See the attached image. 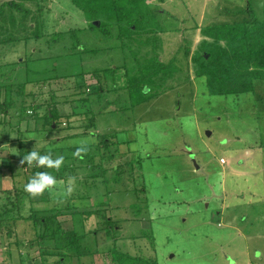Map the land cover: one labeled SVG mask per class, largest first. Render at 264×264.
<instances>
[{
    "label": "rangeland",
    "instance_id": "rangeland-1",
    "mask_svg": "<svg viewBox=\"0 0 264 264\" xmlns=\"http://www.w3.org/2000/svg\"><path fill=\"white\" fill-rule=\"evenodd\" d=\"M157 1L164 3L154 1L152 7L168 31L162 32L160 59H173L179 71L170 73L166 91L126 109L98 113L92 96L96 81L87 73L118 64L120 54L115 41L90 28L70 0H40L43 36L0 47V62L33 58L0 66L5 70L0 76V176L8 174L5 182L0 177V204L10 207L6 191L26 181L35 166L22 165L21 149L37 151L54 141L61 147L92 148L106 138L113 141L107 154L114 155L102 159L94 149L80 160L68 154L63 165L81 167L69 171L79 179H69L65 186L60 181L51 199L37 201L35 195L37 200L23 209L25 215L28 210L48 214L51 207L63 210V197L74 196L70 208L92 211L89 218L70 214V208L55 210L66 230L74 224L84 233L79 253L65 251L64 259L44 255L41 261L35 226L13 213L7 223L0 221V264H117L116 250L157 264H264V79L239 93L241 86L233 78L224 88L239 94L218 93L205 85L206 78L196 77L197 65L185 56L180 36L197 24L263 19L264 0ZM36 4L28 6L35 11ZM71 28L77 29L79 48L89 51L67 54L73 39L66 31ZM177 29L180 34L173 31ZM60 30L65 33L53 44V33ZM193 30L190 53L202 42ZM219 43L226 47L228 40ZM221 63L228 65L229 56ZM239 72L242 80L248 78L245 69ZM116 94H108L116 102L106 110L130 104L126 94L123 101ZM53 102L64 115L57 128L48 130L43 117ZM90 111L95 126L88 127ZM104 215L112 227L104 224Z\"/></svg>",
    "mask_w": 264,
    "mask_h": 264
},
{
    "label": "trees",
    "instance_id": "trees-1",
    "mask_svg": "<svg viewBox=\"0 0 264 264\" xmlns=\"http://www.w3.org/2000/svg\"><path fill=\"white\" fill-rule=\"evenodd\" d=\"M30 1L37 3L35 11L29 8L28 3ZM39 1L7 0L0 2V47L7 45L17 46L18 42L24 45L30 39L43 36L42 26L44 22L42 21V13L44 4L39 3ZM70 1L84 13V16L89 21L90 28L98 29L105 37L115 41L114 46L117 47L120 54L121 60L118 64H111L103 69H94L87 73L96 81L92 96L96 98L99 107L98 113L126 109L137 102L149 100L151 97L168 89L166 82L168 78H172L170 73L175 75V72L177 73L179 70L174 65L173 59H170L167 63L160 59L163 48V35L166 34L164 32L168 31L161 26L162 23L157 18L156 9L150 3L146 0ZM196 28L197 25L188 32L181 34L179 33V29L173 31L180 34L184 54L185 56H192L191 61L197 65L196 77L206 78L204 81L205 85L213 89L216 88L218 93H238L234 89L224 88L235 78L234 84H237L239 87L241 86V92L239 93H244L253 89V82L255 80L264 79V18H244L240 22L202 26L198 32L200 41L202 42L196 52L190 53L192 44L190 38H193V29L196 30ZM76 30L71 28L66 31L73 39L70 50L68 52L66 51L67 54L89 51L84 47L79 48L80 43H78V39L74 33ZM63 33L65 31L62 30L53 33V38L51 39L53 44L58 42L59 35L62 37ZM186 33L187 36L185 35ZM223 40H228L226 47L219 43V41L223 42ZM237 41L240 42V45L236 44ZM232 44H235V47H232ZM76 47L77 51L74 52L72 49ZM179 48H181V45ZM57 56L55 54L52 58L55 59ZM227 56H229V64H222L221 60ZM28 60H33V58L25 57L17 61L0 62V66H13L27 62ZM240 68L246 70L247 75H249L248 78L242 80L243 74L239 72ZM232 70H236L237 72L231 73ZM3 72H5L4 68L0 67V76L5 74ZM223 72L228 74L222 76ZM85 75L86 73L80 78H84ZM84 82L86 83L85 78ZM88 90L91 91L89 87ZM110 92L117 93L118 101L120 99L123 101L122 96L126 94L130 99V104H122L121 106L106 110L107 105L116 102V99L114 101L108 99ZM56 106L57 104H54V102L49 104L44 114V120L50 125L48 130L57 128V120L64 115L61 111L62 109ZM90 114L91 117L89 118L90 122L88 127L90 125L95 126V115H93L92 111H90ZM101 140L103 141L101 142ZM101 140L92 148L87 146L61 147L57 146L54 141L53 145L55 144V146L52 144H50V147H48L49 145L42 146L37 151L41 155L49 152L50 156L52 154V159L58 156H63L65 159L69 156L68 154H71L73 157L75 156L83 160L86 157V151L92 153L94 149L96 152L97 150L100 151L99 154L102 159L113 157L114 155H111L112 153L107 154L106 151V149L110 148V143L113 141L106 138ZM102 148H105L104 152L103 150L101 151ZM78 149L83 150L79 152V155H76ZM28 153V151L23 149L20 150L22 165L27 168L30 165L23 160V157ZM94 156H96V153L92 154V161H94ZM80 168L76 165L73 167L62 164L59 170L47 167L40 169L35 165L26 181H17V185L14 184L6 191L7 198L11 203L10 207L5 202H1L0 204L1 223H7V221L13 219V213L17 214L18 216H16L18 218L32 221L36 228L39 247L43 248L42 251H39L41 261L44 255H56L64 259L65 251L70 252V254L79 253V249L81 248L80 240L83 238L84 233L78 232L74 224L72 228L66 230L56 218V210L64 212V209L68 210V208L72 207V203L75 200L74 196L63 197L66 198L65 206L61 208L63 210L55 206L51 207V212L48 214H39L36 210H28L29 212L25 215V210H23L26 207L25 205L28 203L32 204V202L37 200L32 194L25 191V185L37 172L45 171L51 173L56 178V184L39 194L40 199L37 200L42 202L47 201L50 198L53 187H56L60 181L65 186V183L69 179L78 180V174L74 175L69 173V171L74 170L76 173ZM85 177L87 176H83V178ZM69 198H72L71 201H69ZM67 201H69L68 204H66ZM71 212L70 214L80 213L84 218H89L92 213L90 210H76L75 207L71 209ZM102 219L104 224H108L107 228L112 227L113 224H111L110 217L105 216ZM113 258L117 264H157L155 260L146 259L141 256H133L119 250L113 252Z\"/></svg>",
    "mask_w": 264,
    "mask_h": 264
},
{
    "label": "clouds",
    "instance_id": "clouds-1",
    "mask_svg": "<svg viewBox=\"0 0 264 264\" xmlns=\"http://www.w3.org/2000/svg\"><path fill=\"white\" fill-rule=\"evenodd\" d=\"M83 149H78L76 155ZM23 160L27 162L28 165H32L35 162L37 167H47L59 170L63 164L64 157L58 156L56 159H52L50 155H41L38 151H31ZM56 184V178L49 172L40 171L37 172L25 185V191L32 194L33 196L43 193L46 189Z\"/></svg>",
    "mask_w": 264,
    "mask_h": 264
},
{
    "label": "crops",
    "instance_id": "crops-1",
    "mask_svg": "<svg viewBox=\"0 0 264 264\" xmlns=\"http://www.w3.org/2000/svg\"><path fill=\"white\" fill-rule=\"evenodd\" d=\"M148 3H150L151 5H152V3H154V1L155 2H157V3H159V4H161V5H163V3H164V1H157V0H146ZM203 4H204V6H206V2L204 1L203 2ZM158 12V11H157ZM156 15H157V18H158V20L160 21V19H159V17H158V13H156ZM202 26H204V25H201V24H197V28H196V32L198 33L199 32V28L200 27H202ZM3 174H4V171L2 172ZM2 173H1V176L0 177H2V180H3V182H5V180L3 179V177H7V175L8 174H4L5 176H3L2 175ZM9 176H11V175H9ZM6 179V178H5ZM1 180V181H2Z\"/></svg>",
    "mask_w": 264,
    "mask_h": 264
},
{
    "label": "built area",
    "instance_id": "built-area-1",
    "mask_svg": "<svg viewBox=\"0 0 264 264\" xmlns=\"http://www.w3.org/2000/svg\"><path fill=\"white\" fill-rule=\"evenodd\" d=\"M220 161H222V162H223V161H225V160H224L223 158H221V159H220Z\"/></svg>",
    "mask_w": 264,
    "mask_h": 264
}]
</instances>
